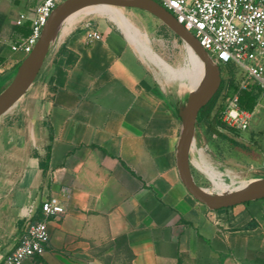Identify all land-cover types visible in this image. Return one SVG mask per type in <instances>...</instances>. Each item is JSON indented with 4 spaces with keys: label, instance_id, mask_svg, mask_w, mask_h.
<instances>
[{
    "label": "crops",
    "instance_id": "0c3cea01",
    "mask_svg": "<svg viewBox=\"0 0 264 264\" xmlns=\"http://www.w3.org/2000/svg\"><path fill=\"white\" fill-rule=\"evenodd\" d=\"M18 12L0 24V92L25 57L11 49L29 33ZM63 29L0 115V259L29 209L55 196L64 212L48 219L43 253L21 264H264V212L211 209L180 179L186 100L129 63L111 32L87 41L86 28Z\"/></svg>",
    "mask_w": 264,
    "mask_h": 264
},
{
    "label": "built area",
    "instance_id": "2783aa9c",
    "mask_svg": "<svg viewBox=\"0 0 264 264\" xmlns=\"http://www.w3.org/2000/svg\"><path fill=\"white\" fill-rule=\"evenodd\" d=\"M33 5L17 14L15 23L28 22L29 33L13 43V51L28 54L38 40L46 20L63 0H32ZM169 11L217 64H234L241 72L240 88L254 86L256 107L264 104V0H154ZM102 33L86 26L87 41L99 40ZM241 109L234 95L225 101L221 119L229 127L245 130L252 112ZM39 217L33 218L36 212ZM64 212L55 196L29 209L15 246L0 259V264H21L26 258L43 253L49 240L47 221Z\"/></svg>",
    "mask_w": 264,
    "mask_h": 264
},
{
    "label": "rangeland",
    "instance_id": "374dc122",
    "mask_svg": "<svg viewBox=\"0 0 264 264\" xmlns=\"http://www.w3.org/2000/svg\"><path fill=\"white\" fill-rule=\"evenodd\" d=\"M30 3L29 0H0V24L3 22L4 17L10 16L12 18L16 12L27 9ZM117 11L129 20L131 19L132 21L130 20V22L141 32L147 33L149 47L157 57L176 69L182 67L190 68L187 63L188 57L185 43L162 21L149 12L138 8L117 7ZM108 14H103L104 16H102V14L98 15L97 13L92 14V16H85L81 18L82 20L80 19L70 25L68 30H80L90 25L98 29L102 34L111 32L115 38L125 44L128 62L140 64L144 74L151 81L156 82L158 87L164 90L165 94L173 98L178 96L182 106L187 94L190 93L188 85L181 83L178 79L169 80L160 69L142 58L126 40L118 27L106 17ZM65 23V20L61 21L56 33L67 27ZM230 65V67L220 69L223 85L214 101L213 110L218 104L223 102L222 94L228 82L240 84L242 75L239 68L233 63ZM220 68H223V65H220ZM202 79L201 84L203 85L208 81L207 74H204ZM224 133L226 137H220L208 129L204 120L198 123L194 139L188 150L190 172L194 182L201 188L209 191L212 189L210 180L197 166L201 161L210 164L215 170L220 172L222 179L228 184H231L232 180L264 179V104H259L252 112L247 129L238 130L237 133L228 131ZM228 138L236 143L233 144ZM242 208L244 210L251 209L252 213L264 212V196L245 201Z\"/></svg>",
    "mask_w": 264,
    "mask_h": 264
},
{
    "label": "water",
    "instance_id": "95a60500",
    "mask_svg": "<svg viewBox=\"0 0 264 264\" xmlns=\"http://www.w3.org/2000/svg\"><path fill=\"white\" fill-rule=\"evenodd\" d=\"M81 7H93V11L102 15L110 13L112 7L138 8L158 18L183 40L205 66L207 70L205 74L208 76L205 84H201L194 93L188 94L184 106L179 110L181 131L176 145V165L183 185L198 201L211 209L228 207L263 197L264 179L251 187H242L228 194L209 192L194 182L189 168L188 150L193 140L198 111L209 101L220 84V68L206 54L197 39L184 29L169 11L154 0H63L58 3L48 16L33 48L20 62L13 79L0 92V115L16 101L37 74L64 16Z\"/></svg>",
    "mask_w": 264,
    "mask_h": 264
},
{
    "label": "bare ground",
    "instance_id": "6f19581e",
    "mask_svg": "<svg viewBox=\"0 0 264 264\" xmlns=\"http://www.w3.org/2000/svg\"><path fill=\"white\" fill-rule=\"evenodd\" d=\"M92 10H93V7H81L73 11H70L62 19V20H65L66 22L65 24L67 25V27L63 29L64 32L65 30L68 29L70 25L77 22L81 18L88 16V15L92 16V14L93 15L97 14L94 11L92 12ZM98 15H101V14H98ZM106 17L118 27V29L121 31L123 36L131 44V46L139 53V55L142 58L146 59L147 61L151 62L158 69H160L169 80L178 79L181 83H184V84L186 83L191 93H194L200 88V85L203 80L202 78L207 70L205 66L195 56L193 51L186 44L185 46L187 49V57H188L187 63L189 64L190 68L187 69L186 67H182V68L176 69L172 67L170 64H168L167 62H165L164 60L157 57L153 53L152 49L149 47L150 45H149L148 37L146 35L147 33L145 34L144 32H141L136 26L132 24V22H130L131 19L129 20L122 14L118 13L116 7L110 8V13L106 15ZM197 166L199 167L200 170H202V172H204V174L210 180L211 185H212L211 192L213 193L228 194L242 187H251L257 184V182H259L258 179L248 178V179L239 180V181L232 180L231 184H228L224 182L225 180L222 179L223 177H221L220 172L215 170V168H213L210 164L204 161H201Z\"/></svg>",
    "mask_w": 264,
    "mask_h": 264
},
{
    "label": "trees",
    "instance_id": "16d2710c",
    "mask_svg": "<svg viewBox=\"0 0 264 264\" xmlns=\"http://www.w3.org/2000/svg\"><path fill=\"white\" fill-rule=\"evenodd\" d=\"M18 29L19 31H21L22 34H27L29 31L28 25L20 26ZM230 66H231L230 64H226V65H223V68H220V66L219 68L224 69ZM222 85L223 84H222V78H221L220 84L217 90L215 91V93L213 94V96L209 99V101L204 106H202L199 109L197 117H196V122H200L201 120H204L207 124L208 129L212 133L220 137H226V134L223 131L219 130L218 128L228 131V132H232V133H237L238 130L227 126L221 119V115L225 107V101L228 98L235 95L237 97L238 106L241 109L251 112L253 111L254 106L256 104L258 92L255 90L254 86H249L247 88H240L239 84H233L232 82H228L222 94L223 102L218 104V106L213 110L214 101L218 93L221 91ZM228 139L233 144L236 143L234 140L230 138Z\"/></svg>",
    "mask_w": 264,
    "mask_h": 264
}]
</instances>
